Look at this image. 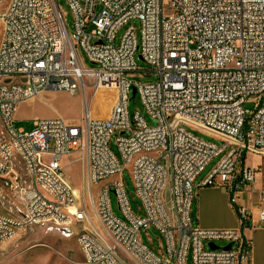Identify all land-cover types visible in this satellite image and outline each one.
Listing matches in <instances>:
<instances>
[{"label":"built area","instance_id":"1","mask_svg":"<svg viewBox=\"0 0 264 264\" xmlns=\"http://www.w3.org/2000/svg\"><path fill=\"white\" fill-rule=\"evenodd\" d=\"M3 1L0 178L9 180L23 209L0 212V243L34 224L56 225L69 236L71 226L83 223L76 236L83 264H188L189 255L192 264H241L249 258L251 241L240 230L202 228L192 210L198 186L222 187L244 229L254 223L241 199L256 192L264 225V179L255 191L260 168L246 164L247 154L264 153V0H65L72 27L59 0H10L2 10ZM79 51L97 68H85ZM138 54L148 69L139 68ZM138 72L157 79L139 82ZM88 76L115 89L107 117L88 109L83 124L55 116L34 119L29 131L13 126L21 102L49 90L85 93ZM133 87L154 124L140 111L130 115ZM76 152L83 153L89 184L131 166L139 212L115 179L101 186L96 202L91 198L96 227L64 173L63 158ZM111 185L122 218L113 212ZM152 228L159 233L154 248L141 238ZM216 241L232 245L211 249Z\"/></svg>","mask_w":264,"mask_h":264},{"label":"rangeland","instance_id":"2","mask_svg":"<svg viewBox=\"0 0 264 264\" xmlns=\"http://www.w3.org/2000/svg\"><path fill=\"white\" fill-rule=\"evenodd\" d=\"M9 1L10 0L3 1L1 6L2 10L8 6ZM59 1L63 5V9L68 13V22L72 27L73 22L69 6L66 4L65 0ZM126 28L127 25L119 30L116 43H118ZM2 32L3 22L0 20V40ZM139 32L140 27L139 24H137L138 35ZM79 55L85 68H97V65L92 63L83 52L79 51ZM136 60L140 69H148L150 67L144 60L139 58V54L137 55ZM134 79L139 82H150L156 80L157 75L153 72H138ZM84 82L86 84L85 93L81 88L77 90L76 93H70L64 90H49L42 92V95L39 97H34L23 103V108L20 109L19 107L15 114L13 122L14 127L18 129L22 126L24 130L29 131L33 127L34 119L55 116H61L71 124H83L85 123L86 112L88 109L93 116L107 117L113 105L115 89L106 86H98L95 83L94 78L89 76L84 78ZM252 106L251 103H246L247 108H252ZM128 109L131 116H133L136 111H140L144 114L149 124H154L153 120L147 115L137 92L134 96H132L131 92ZM2 131L3 127L0 121V137L3 138L5 135ZM193 132L207 141L215 142L217 144L222 143L220 140L207 133L197 130H194ZM112 148L115 152H118L117 146L113 144V142ZM255 158L256 160L258 159V157ZM218 159L219 157H215L208 163L200 174V179L204 178L209 172H211ZM62 163L69 185L71 184V186L77 188L79 191V198H76L77 206L82 207L84 201L85 208L91 217L93 224L96 227H100L94 214L91 198L96 202L102 184H92V186H90L91 184L88 182L82 152H76L74 155L64 157ZM246 163H252L249 154L246 156ZM15 166L20 168L17 161L15 162ZM115 179L124 182L132 206L135 211L139 212L141 201L135 194L132 167L127 166L122 174H118L108 180H110L109 182H112ZM8 181L9 180L0 178V212L17 215V211L23 209V201L18 195H16V192L13 191L10 186H7ZM48 197L50 198V196ZM110 200L113 212L118 217L122 218L123 213L119 208L117 196L112 185L110 186ZM86 224L90 225L88 221ZM83 226V223H75L70 227L71 234L69 236H65L62 233L61 228L53 224L39 223L28 226L25 230L17 233L10 240L0 243V264H83L84 257L76 240V236L80 233ZM158 235V231L152 228L150 230V236L142 231L141 238L150 248H154L158 244L156 237ZM215 244L218 246L226 245L222 241H216ZM188 264H192L191 255L188 257Z\"/></svg>","mask_w":264,"mask_h":264},{"label":"crops","instance_id":"3","mask_svg":"<svg viewBox=\"0 0 264 264\" xmlns=\"http://www.w3.org/2000/svg\"><path fill=\"white\" fill-rule=\"evenodd\" d=\"M29 100L21 102L17 110L19 107L22 109L23 103ZM19 128H22V126ZM249 155L251 156L252 163L246 164L252 168H260V173L256 176L257 181L253 185L255 191H257L262 186L264 179V153H249ZM255 157H258V159L256 160ZM108 179L98 184H106L110 181ZM202 180L203 178L200 179L198 177L197 184L199 185ZM241 200L252 213V221L254 224L247 228H240L237 214L229 203L227 192L222 187L218 186H198L196 188L192 218L194 222L202 228L240 230L243 238L251 241L249 258L244 260L241 264H264V225H260L258 219V195L256 192L244 194ZM262 206L264 207V203Z\"/></svg>","mask_w":264,"mask_h":264},{"label":"water","instance_id":"4","mask_svg":"<svg viewBox=\"0 0 264 264\" xmlns=\"http://www.w3.org/2000/svg\"><path fill=\"white\" fill-rule=\"evenodd\" d=\"M132 96L135 95V93L137 92V89L135 87L132 88ZM231 243H228L227 245L225 246H218L216 245L215 243H210L209 246L211 249H220V248H223V249H229L231 247Z\"/></svg>","mask_w":264,"mask_h":264},{"label":"bare ground","instance_id":"5","mask_svg":"<svg viewBox=\"0 0 264 264\" xmlns=\"http://www.w3.org/2000/svg\"><path fill=\"white\" fill-rule=\"evenodd\" d=\"M0 20H1V19H0ZM1 21H2V20H1ZM75 93H76V92H75ZM90 186H92V184H91ZM70 188H71V190H72V192H73L75 198H79V191H78V189L75 188V187H73V186H71V184H70Z\"/></svg>","mask_w":264,"mask_h":264}]
</instances>
